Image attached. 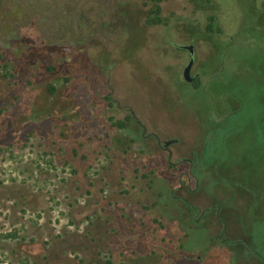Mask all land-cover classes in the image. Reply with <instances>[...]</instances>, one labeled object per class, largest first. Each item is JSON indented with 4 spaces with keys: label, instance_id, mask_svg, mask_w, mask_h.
<instances>
[{
    "label": "rangeland",
    "instance_id": "1",
    "mask_svg": "<svg viewBox=\"0 0 264 264\" xmlns=\"http://www.w3.org/2000/svg\"><path fill=\"white\" fill-rule=\"evenodd\" d=\"M0 264H264V0H0Z\"/></svg>",
    "mask_w": 264,
    "mask_h": 264
},
{
    "label": "trees",
    "instance_id": "2",
    "mask_svg": "<svg viewBox=\"0 0 264 264\" xmlns=\"http://www.w3.org/2000/svg\"><path fill=\"white\" fill-rule=\"evenodd\" d=\"M30 3H34L36 1H43V2H48V0H26ZM161 11L158 7L156 8H153L152 9V14L155 15L154 18H148L147 19V23L148 24H158V23H161L162 22V19L159 17ZM215 20V17L214 16H210L209 17V24H208V27H207V31L212 33L214 32V26H213V21ZM53 92V90L51 91ZM225 115H223V117H220L218 118V115L216 116V119L218 118V123H221V122H225V121H230L232 119H234L235 117V114L233 113H230V110H226L225 111ZM122 125V124H121Z\"/></svg>",
    "mask_w": 264,
    "mask_h": 264
},
{
    "label": "water",
    "instance_id": "3",
    "mask_svg": "<svg viewBox=\"0 0 264 264\" xmlns=\"http://www.w3.org/2000/svg\"><path fill=\"white\" fill-rule=\"evenodd\" d=\"M186 48V47H185ZM189 50L192 53V47H189ZM193 59L191 58L188 65L186 66L185 70H184V78L187 82H194L196 78L191 77V70H192V66H193ZM137 123L142 127L143 129V134H145L146 132V126L142 123V121H140L139 119H137ZM172 143H174L173 141H169L166 142V148L168 149V146L171 145ZM169 150V149H168Z\"/></svg>",
    "mask_w": 264,
    "mask_h": 264
}]
</instances>
